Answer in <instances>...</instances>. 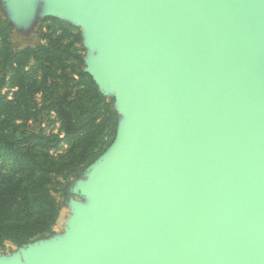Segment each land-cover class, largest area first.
Wrapping results in <instances>:
<instances>
[{"label":"water","instance_id":"water-1","mask_svg":"<svg viewBox=\"0 0 264 264\" xmlns=\"http://www.w3.org/2000/svg\"><path fill=\"white\" fill-rule=\"evenodd\" d=\"M62 1L103 18L116 47L89 72L122 102L112 148L126 103L143 112L98 187L107 216L70 220L87 229L68 227L75 264H264V0ZM50 239L19 249L36 247L28 264H71L41 251Z\"/></svg>","mask_w":264,"mask_h":264},{"label":"trees","instance_id":"trees-1","mask_svg":"<svg viewBox=\"0 0 264 264\" xmlns=\"http://www.w3.org/2000/svg\"><path fill=\"white\" fill-rule=\"evenodd\" d=\"M42 22L44 42L21 49L0 27L1 86L14 89L11 99L0 93V250L53 235L64 203L57 193L117 135L114 100L83 69L79 34L55 16ZM45 113L55 116L58 132L31 127Z\"/></svg>","mask_w":264,"mask_h":264},{"label":"rangeland","instance_id":"rangeland-1","mask_svg":"<svg viewBox=\"0 0 264 264\" xmlns=\"http://www.w3.org/2000/svg\"><path fill=\"white\" fill-rule=\"evenodd\" d=\"M1 1V0H0ZM32 0L28 3L27 0H14L8 6V12L11 14L13 11L18 9L17 19L14 21L11 15L3 19V23H0V27H5V31L10 34V41L15 49H21L26 46H36L44 42L43 32L44 24L43 19L48 16H58L60 20L73 27L75 31L80 36V41L77 43L78 46L82 48V56L84 59L83 69L91 72L95 75L98 74V66L102 64L106 59L112 55L116 50L113 42L104 39L99 28L103 25V18H93L88 16L83 8L72 3H64L62 0ZM11 6V7H10ZM58 10L60 13H56ZM11 11V13H10ZM62 13L63 16H60ZM80 16H85L84 23H76L77 18ZM87 17V19H86ZM16 21V22H15ZM98 76V75H97ZM0 75V93L8 92V97L11 99L13 88H8V83L2 84ZM7 80V79H6ZM108 99H113L116 101V97L110 93L106 94ZM38 102H41L40 95H36ZM113 101V102H114ZM114 107V103H113ZM127 105L122 106V111L128 112ZM137 115V113H134ZM58 122L54 115L39 116V119L35 122L31 121V127L34 129L43 128L46 132H58ZM130 129H125L123 131V141L117 145V148H108L106 150V155L100 156L99 161L95 162L94 167H88L87 170L78 175H73L66 180V184L63 189L57 193V198L63 203V207L60 212V217L55 226V230L62 232L64 227H70V223H67L71 219H76V216L82 217L84 221L89 225L88 219L94 217L95 214L99 213L102 216H107L109 210V204L102 201L101 196L98 192V187L106 184V173L111 165L117 164L119 159H121V153L119 150L124 148V142L127 140L131 142L128 131ZM131 133V131H130ZM125 144V150L128 146ZM115 147V146H114ZM67 148V144L64 142L61 147L56 150V153H60ZM110 149V150H109ZM128 149V148H127ZM90 168V169H89ZM89 169V170H88ZM76 237L79 243H82V233L80 231H75ZM54 237V234L37 239L32 244L39 243L41 240L49 239ZM20 248L7 246L5 250H0V256L9 255ZM24 256L21 259H28L30 253L31 255L38 256L36 247L31 249L30 245L23 250ZM87 256H85L86 258ZM28 262H32L30 259Z\"/></svg>","mask_w":264,"mask_h":264},{"label":"crops","instance_id":"crops-1","mask_svg":"<svg viewBox=\"0 0 264 264\" xmlns=\"http://www.w3.org/2000/svg\"><path fill=\"white\" fill-rule=\"evenodd\" d=\"M10 0H1L0 1V18L5 19L6 17H8V8H7V3ZM107 84L109 86V89L113 91V89L115 88L116 85V80H109L107 81ZM115 91V90H114ZM117 91V90H116ZM116 104V107L118 105H122V102H118V101H114V105ZM129 105L130 110L134 111L137 113V115L134 114V112H132V115L129 118L130 124H129V128L132 129V131H134L140 124L142 117H143V112L140 110V107L138 105V102L134 101V102H128L126 103ZM120 113V112H119ZM128 117V116H127ZM120 118H121V113H120ZM129 146V143H128ZM67 223L70 224H76L78 225V229L81 231H86L87 229H85L84 224L78 219L77 222H73V221H68ZM57 226V224H56ZM54 239H50L47 242H42L41 244V251L47 255H49L51 257V259L56 262L59 263L62 259H64L65 261L71 263V264H75L76 261L79 259L77 258L80 254H81V249L82 246L78 245L74 240L72 239H67V237H71L72 235V229H68V227H64V229L62 230V232H59L57 230H55L54 228ZM22 256H24V253L21 250H16L13 253L9 254V255H2L0 256V264H28L26 262V259H21ZM40 264V261L38 260V262Z\"/></svg>","mask_w":264,"mask_h":264},{"label":"built area","instance_id":"built-area-1","mask_svg":"<svg viewBox=\"0 0 264 264\" xmlns=\"http://www.w3.org/2000/svg\"><path fill=\"white\" fill-rule=\"evenodd\" d=\"M60 136H61V137H63V135H62V134H61Z\"/></svg>","mask_w":264,"mask_h":264}]
</instances>
